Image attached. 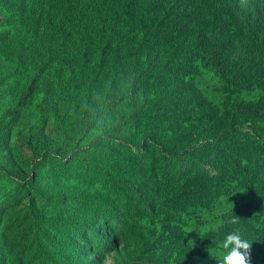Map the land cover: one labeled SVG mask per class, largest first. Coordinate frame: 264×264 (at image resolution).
<instances>
[{
	"label": "rangeland",
	"instance_id": "rangeland-1",
	"mask_svg": "<svg viewBox=\"0 0 264 264\" xmlns=\"http://www.w3.org/2000/svg\"><path fill=\"white\" fill-rule=\"evenodd\" d=\"M28 1L0 0V264H154L159 243L172 236L181 248L167 254L168 264L190 256L193 264H218L221 241L210 235L221 206H205L221 197L207 190L211 180L181 185L196 169L170 155L200 147L208 119L234 106L206 64L208 26H192L198 36L188 50L162 7L133 14L129 6L128 36L96 44L84 58ZM32 79L36 88L15 115ZM232 90L235 102H257L262 131L251 136L263 148L264 55ZM143 195L159 197L163 212H142ZM136 237L143 254L131 256ZM250 264H263L252 248Z\"/></svg>",
	"mask_w": 264,
	"mask_h": 264
},
{
	"label": "trees",
	"instance_id": "trees-1",
	"mask_svg": "<svg viewBox=\"0 0 264 264\" xmlns=\"http://www.w3.org/2000/svg\"><path fill=\"white\" fill-rule=\"evenodd\" d=\"M34 2L39 10L41 9L37 13V18L45 25L54 28L59 26L63 45L68 42L72 51H80L84 58L88 57L96 44L103 43L104 46L105 43L110 46L120 43L128 36L126 18L132 17L127 13L129 6L136 7L133 14L135 10L141 13L151 5L154 7L153 10L162 7L163 11L172 16L171 25L178 29L174 40L187 41V44L182 45L184 48L188 47V50L191 48V42L198 36L197 32L192 33V26L196 29L201 23L208 26V36L206 41L204 40L206 64L210 72L220 77L226 84L229 89L226 100L233 101L234 106L230 113L225 109L217 119L214 117L208 119L211 125L205 130L200 147L194 149L184 147L181 150L175 148L170 155L174 159H182L196 169V173L189 179L185 178L181 185L190 182L192 185L200 184L204 187L205 183L211 180V183L206 185L207 190L214 187V191H217L216 197L218 194L221 197L215 205L210 203L205 206L207 212L214 206L216 208L218 205L221 206L216 230L210 236L222 241L228 234L239 229L242 238L252 243V249L261 256L264 264V147L254 144L251 136L259 130L262 131L255 128V124L262 116L256 114L259 108L257 102L251 100L235 102L232 90L236 84L246 82L252 77L254 70L259 66L260 58L264 55V0H34ZM222 14L226 20L224 24H220L223 20L220 17ZM94 18L101 23L95 29L91 26ZM106 18L108 21L104 22ZM157 24L161 27L163 22L158 20ZM135 25L136 21L133 22V26ZM222 31H226V35ZM103 52L106 54L105 50ZM162 57L163 52L158 51L157 58ZM258 86L259 83L256 87ZM35 88L36 79H32L21 104L14 110L15 115L20 113L24 102ZM246 89L253 90L251 83H248ZM248 121L252 122L251 128L246 125ZM208 166L211 168L210 174ZM2 172L14 177L5 170ZM232 182L238 184L236 189L235 186H231ZM159 203L160 199L157 196L149 198L143 195L139 201L142 212L151 216L163 212L160 211L162 205ZM224 203L229 204V207L224 208ZM235 216L239 218V223L235 225L229 223L228 221ZM259 224L262 225L261 228L256 226ZM115 240L119 243L122 241L118 237ZM128 241L129 239L125 238V242ZM179 248L181 244L173 236L162 240L154 264L158 262L168 264V258L178 253ZM143 250L142 239L134 238L133 251L130 255H142ZM155 254L156 251L154 258ZM186 264H193L191 256Z\"/></svg>",
	"mask_w": 264,
	"mask_h": 264
},
{
	"label": "clouds",
	"instance_id": "clouds-1",
	"mask_svg": "<svg viewBox=\"0 0 264 264\" xmlns=\"http://www.w3.org/2000/svg\"><path fill=\"white\" fill-rule=\"evenodd\" d=\"M228 222L238 224L239 218L235 216ZM217 247L220 251L214 259L218 264H250L252 243L242 238L239 229L228 234Z\"/></svg>",
	"mask_w": 264,
	"mask_h": 264
}]
</instances>
